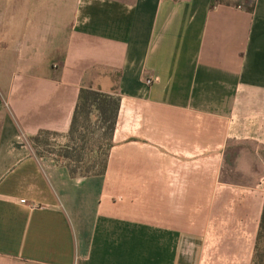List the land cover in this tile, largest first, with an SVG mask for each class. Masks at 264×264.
I'll return each instance as SVG.
<instances>
[{
	"label": "crops",
	"instance_id": "1",
	"mask_svg": "<svg viewBox=\"0 0 264 264\" xmlns=\"http://www.w3.org/2000/svg\"><path fill=\"white\" fill-rule=\"evenodd\" d=\"M211 2H0V264H204L208 250L253 263L264 0ZM115 85L105 175L35 155L28 139L66 135L81 88Z\"/></svg>",
	"mask_w": 264,
	"mask_h": 264
},
{
	"label": "trees",
	"instance_id": "2",
	"mask_svg": "<svg viewBox=\"0 0 264 264\" xmlns=\"http://www.w3.org/2000/svg\"><path fill=\"white\" fill-rule=\"evenodd\" d=\"M230 5L223 0H212L210 8ZM253 12V5L248 7ZM121 74L117 75V78ZM121 97L118 86L113 93L81 88L69 131L61 135L40 130L28 139L37 157H50L67 168L72 178L103 176L107 172L114 135L119 120ZM64 138V143L59 140ZM252 264H264V209Z\"/></svg>",
	"mask_w": 264,
	"mask_h": 264
},
{
	"label": "rangeland",
	"instance_id": "3",
	"mask_svg": "<svg viewBox=\"0 0 264 264\" xmlns=\"http://www.w3.org/2000/svg\"><path fill=\"white\" fill-rule=\"evenodd\" d=\"M2 1V3H4V1L7 4V13L10 14L14 11V9L16 8L17 3L21 2V0H0V2ZM225 3H229L230 5H240L242 8H247L250 7L251 5H253L254 0H223ZM240 7V8H241ZM2 11H0V22H2V20L5 18V15L3 13H1ZM224 251H212V250H208L205 253V257H204V264H225V259L227 260V257L224 258L222 257V255L220 253H223ZM211 253V255H210ZM249 255H247L248 257ZM237 257V256H236ZM233 255V261H235V258ZM208 258H211L208 259ZM217 258H219L220 260L218 261ZM235 264V263H233Z\"/></svg>",
	"mask_w": 264,
	"mask_h": 264
},
{
	"label": "built area",
	"instance_id": "4",
	"mask_svg": "<svg viewBox=\"0 0 264 264\" xmlns=\"http://www.w3.org/2000/svg\"><path fill=\"white\" fill-rule=\"evenodd\" d=\"M147 83H148L149 85H151L152 82H151V81H148ZM22 202L25 203V201H22Z\"/></svg>",
	"mask_w": 264,
	"mask_h": 264
}]
</instances>
